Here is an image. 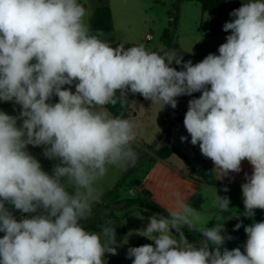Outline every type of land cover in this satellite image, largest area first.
I'll use <instances>...</instances> for the list:
<instances>
[{
  "label": "clouds",
  "instance_id": "clouds-1",
  "mask_svg": "<svg viewBox=\"0 0 264 264\" xmlns=\"http://www.w3.org/2000/svg\"><path fill=\"white\" fill-rule=\"evenodd\" d=\"M87 16L78 0H0V101L20 106L18 115L0 110V264H104L106 253L117 254L111 221L100 233L81 221L101 202L97 182L109 168L137 162L139 122L105 107L123 105L129 94L162 110L201 93L183 120L191 144L222 177L240 173L247 160L243 215L264 210V0L233 9L218 54L195 64L142 43L113 47L102 30L91 31ZM29 145L58 161L51 174ZM214 191L219 213L231 211L229 197ZM13 210L28 215L17 219ZM167 212L136 231L153 243L130 247L132 264H264V221L234 226L247 236L241 251L224 246L233 237L223 222L200 226V211L178 194L176 210ZM185 227L203 239L189 242Z\"/></svg>",
  "mask_w": 264,
  "mask_h": 264
},
{
  "label": "rangeland",
  "instance_id": "rangeland-1",
  "mask_svg": "<svg viewBox=\"0 0 264 264\" xmlns=\"http://www.w3.org/2000/svg\"><path fill=\"white\" fill-rule=\"evenodd\" d=\"M101 1L109 4V17L106 25L102 27V31L105 34L104 39L113 47L119 44L136 46L142 43L146 48L153 51L162 49L161 36L172 20L170 13L173 11V5L175 4L178 6V26L175 36L187 51L191 52L190 48H195L194 50L199 52L201 41L211 44L208 50L218 51V47L226 42L225 38L228 34L222 30L225 20L205 13L204 20L201 22L200 12L202 8L196 2L182 1L178 3L177 0H78L88 11L86 19L89 25L93 23L94 4ZM208 20L216 21L217 27H212L209 24L210 22H207ZM201 28L206 30L205 33L201 32ZM215 30L219 35H223V38L215 37ZM146 34L152 36V39L148 42L144 41ZM202 34L204 36H201ZM208 36H211V38L208 39ZM188 60H191L193 64L198 63L190 57L184 59V61ZM72 90L75 91L74 86ZM51 102H58V97H53ZM168 107L165 106L161 110L159 104L151 103V101L144 98L133 103L134 114L130 113L128 119L137 121L140 125L133 144V148L138 154L137 162L135 166H129L126 169L110 167L106 176L97 182V187L102 190L103 195L114 190L119 182L121 185L117 196L108 197L104 201L101 200L100 207L96 209L97 212L93 213L87 221L106 225V214L114 211L123 218L122 222L127 228H132L135 220L142 221V225L139 226V229H141L146 226L147 218L156 214L139 207H128L125 211L117 210L119 207L117 202L141 199L142 196L137 192L130 195L129 189L136 191L138 188H145L149 192L152 191L153 178L158 172V168L155 167L158 159L156 151L165 144V140L159 139L158 132L162 130ZM0 110L10 115H18L20 106L15 105L13 102L0 101ZM181 136H186L183 130L179 132L176 140L184 147L186 143L181 141ZM28 150L39 160L43 170L51 174L54 165L58 161L44 157L43 147L29 145ZM181 152L183 153V151ZM175 161H172V163H175ZM176 193H179L178 189ZM135 215L138 216L137 219L132 217ZM137 230L133 232L136 233Z\"/></svg>",
  "mask_w": 264,
  "mask_h": 264
},
{
  "label": "crops",
  "instance_id": "crops-1",
  "mask_svg": "<svg viewBox=\"0 0 264 264\" xmlns=\"http://www.w3.org/2000/svg\"><path fill=\"white\" fill-rule=\"evenodd\" d=\"M237 1L239 2L240 5L243 2V0H237ZM104 4H105L104 1L103 3L101 1L100 3L98 2L94 4L93 7L94 11L97 7L103 6ZM107 5L109 4L107 3ZM232 10L233 9L229 8L227 11V15L225 17H222L225 20V22L230 21L232 19V17L229 16V13ZM204 14L205 12L203 11L200 12L201 22H203L204 20V16H205ZM207 22H210L209 24L212 27H217L216 21L208 20ZM205 31L206 30H203L201 28V32L205 33ZM215 33H216L215 37L219 36L223 38L222 37L223 35H219V33H217L216 30ZM227 34L229 35L230 32ZM201 36L204 35L202 34ZM207 38L209 39L211 38V36H208ZM151 39L152 36L150 34H146L144 41L148 42ZM178 43L180 48L185 54V58L190 57L194 60V62H200L199 58L205 57L209 53H218V51L208 50L211 44H208L207 42L204 41L200 42L199 52L195 51L194 50L195 48H190L191 52H189L184 47H182L179 41ZM200 95L201 93L197 92V93H193L191 96H181L177 98L178 105L176 109H178V111L173 113L174 109H172L170 106L168 107L166 116L164 118L162 130L166 128L167 125H172L169 132V144L176 151L180 153H182L181 151H183L189 163L194 167L198 168L204 165L212 167L214 171V175L217 178V180L221 183V186H211L196 177H190L188 174V169L184 164L183 160L177 154H173L165 160L157 159V163L155 164V167L158 168V172L155 174L156 176L153 178V189L151 192H149L145 188H138L135 191V193L137 192L142 197L137 201L144 202L156 208L158 211L150 210L154 213H159L161 215L168 216L167 211L176 210V199L178 194L180 198L185 199L187 202H189L194 209L200 211L202 217L200 221V226L207 225V227L211 228L217 224V220L219 222H223L226 229V232L224 234L225 235L230 234L233 237L231 240H227L224 246L229 249L240 247L241 251H243V245L247 240V236L244 232V227L242 226L240 229L234 230V226L241 221L244 226L250 225L254 222L264 221V210L261 209H256L255 215L252 218H248L243 215L245 209L243 205L241 185L245 182V174L246 173L248 175L251 174L252 166L249 164L247 160H244L242 161L241 164L242 171L240 173H230L228 176L222 177L219 173V170L214 169L213 162L210 159L205 158L201 154L199 145L193 146L191 144L190 142L191 137L187 133V130L184 127L183 120L185 113L188 109V101L193 98H199ZM141 99H143V97L140 96L139 94L136 95L129 94L128 100H130L131 102V110L129 112V115L130 113L134 114V111L132 109L133 103ZM181 130H183L184 133H186V137L188 138L185 141L186 144H184V147L181 146V144L178 143V141L176 140L177 135ZM174 160H176L175 163H172V161L174 162ZM224 187H227L229 190L227 192H224L223 191ZM215 188L217 190L218 195L229 197L231 201L230 203L231 211L224 212L222 214L219 213V210L217 209L214 203L215 195H216L214 191ZM177 189L179 190V193H176ZM132 207L142 208L138 204L133 205L129 208ZM126 209L128 208H125L121 211H125ZM115 214L117 215V212H115ZM25 215L27 216L28 214ZM132 217H134V219H137L138 216L135 215ZM118 218L126 232L125 235L122 237V240L120 242H116L117 244L114 245L117 249V254L111 255L109 253H106L104 257L105 259L104 264H132V259L134 258H128L127 251L137 241H139L141 238H144L133 232L134 230L139 229V226L142 225V221L135 220L132 228H127L125 224H123L122 222L123 218L120 216H118ZM183 231L189 242L198 243L201 239H203L200 233L194 231L190 232L187 227H185ZM173 232L174 234L178 235L177 233H175V230H173ZM3 235H4L3 233H0V238H2Z\"/></svg>",
  "mask_w": 264,
  "mask_h": 264
},
{
  "label": "trees",
  "instance_id": "trees-1",
  "mask_svg": "<svg viewBox=\"0 0 264 264\" xmlns=\"http://www.w3.org/2000/svg\"><path fill=\"white\" fill-rule=\"evenodd\" d=\"M182 1H190V2H196L201 5L202 11L205 13H208L212 17L215 18H222L227 15V11L229 8L236 9L239 8L241 5L237 0H177V2ZM177 10L178 6L177 4L173 5V11L170 13L172 16V20L169 23L168 27L163 31L161 36V42L163 44L164 50H175L178 54H180L183 57V60L185 59V54L182 51V49L179 46L178 40L175 38V31L178 26V16H177ZM109 17V9L107 2L103 6H99L95 9L94 17H93V23L90 26V29L93 33H95L96 30H102V27H104L107 23V18ZM125 48L132 47L134 45H124ZM218 54V53H216ZM206 57V56H205ZM205 57H200L199 60L202 61ZM173 67H176L177 70L181 69V66L179 65H172ZM106 109L110 112V114L113 117L116 116H122L123 118H128L129 112L131 110V102L130 100H127L123 105L121 103H117L116 105H107L105 106ZM178 109H174V112H177ZM172 125H167L166 128H164L159 134L160 140H165V144L156 151V156L158 159L165 160L169 158L173 154H177L184 162L188 169V174L190 177H196L207 184L211 186H221V183L217 180V178L214 175L213 168L207 165L201 166V167H194L189 163L186 156L178 151H176L170 144H169V132ZM121 183L119 182L114 190L106 192L103 197L102 201L106 200L108 197H114L117 196L118 189L120 187ZM118 208L117 210H123L125 208L131 207L133 205L138 204L140 207L149 209L152 211H158L156 208L152 207L151 205H148L144 202L137 201V200H122L118 201ZM100 207V203L95 204L93 207V213L97 212V208ZM20 213L18 210H13V214L16 217L17 214ZM106 221H111L112 226L116 228V242H120L122 240V237L125 235V229L121 225L120 220L118 216L115 214L114 211H110L106 214ZM85 228L89 231H93L96 233H100L102 231V227L105 226L98 222H92V221H86L81 222ZM153 243L152 241L141 238L139 241H137L132 247L141 246L144 244Z\"/></svg>",
  "mask_w": 264,
  "mask_h": 264
},
{
  "label": "built area",
  "instance_id": "built-area-1",
  "mask_svg": "<svg viewBox=\"0 0 264 264\" xmlns=\"http://www.w3.org/2000/svg\"><path fill=\"white\" fill-rule=\"evenodd\" d=\"M134 193H135V190H133V189H130V190H129V194H130V195H133ZM22 215H23V216H26L25 214H22V213L20 212V213L17 214L16 218H17V219H20Z\"/></svg>",
  "mask_w": 264,
  "mask_h": 264
}]
</instances>
